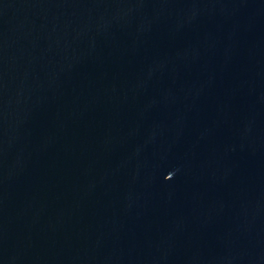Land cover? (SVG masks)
<instances>
[{"label":"water","instance_id":"95a60500","mask_svg":"<svg viewBox=\"0 0 264 264\" xmlns=\"http://www.w3.org/2000/svg\"><path fill=\"white\" fill-rule=\"evenodd\" d=\"M0 264H264V0H0Z\"/></svg>","mask_w":264,"mask_h":264}]
</instances>
